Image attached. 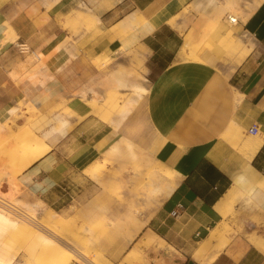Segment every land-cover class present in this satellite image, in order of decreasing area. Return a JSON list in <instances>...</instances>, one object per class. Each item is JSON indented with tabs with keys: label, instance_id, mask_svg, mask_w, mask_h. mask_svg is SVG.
I'll return each mask as SVG.
<instances>
[{
	"label": "crops",
	"instance_id": "crops-1",
	"mask_svg": "<svg viewBox=\"0 0 264 264\" xmlns=\"http://www.w3.org/2000/svg\"><path fill=\"white\" fill-rule=\"evenodd\" d=\"M192 1L0 0V140L5 136L0 164L19 168L15 176L22 200L61 210L75 195L81 171L95 157H108L122 137L127 139L129 118L138 116V143L144 139L152 159L171 174L165 178L172 186L169 195L143 227L144 234L157 237L151 260L264 264V253L243 240L248 231L264 233V1L247 21L230 22L237 24L232 30L245 44L257 42L236 67L211 50L204 61L178 60L183 35L166 22H149L165 8L178 14ZM79 7L88 10L93 27L73 33L66 20ZM139 14L147 21L120 36L128 20ZM220 24L223 34L229 27L225 20ZM20 44L41 55L43 66L17 83L11 75L22 74L30 65ZM136 54L143 56L141 75L149 81V92L127 104L125 122L116 125L97 118L93 97L102 103L109 90H118L113 75ZM108 58L112 61L104 68ZM38 75L39 81L31 83ZM54 105L61 107L54 110ZM67 106L75 115L66 113ZM11 107L18 112H9ZM27 110L34 111L28 122ZM253 126L261 136L248 132ZM33 134L49 147L35 158L20 139ZM9 176L0 166L5 195L12 190ZM220 222L232 230L229 243L200 261L198 245L216 234Z\"/></svg>",
	"mask_w": 264,
	"mask_h": 264
},
{
	"label": "rangeland",
	"instance_id": "rangeland-1",
	"mask_svg": "<svg viewBox=\"0 0 264 264\" xmlns=\"http://www.w3.org/2000/svg\"><path fill=\"white\" fill-rule=\"evenodd\" d=\"M195 1L196 0L192 1L189 6L183 8L178 14L174 13V9L172 13L171 10L168 9L169 7L165 8L161 14L165 11H169L172 16L176 17L181 22L183 21L182 27H185V33L192 31L195 37H197L200 32H210L215 23H221V20H225L227 27H229L228 29L232 30V25L237 24H231L229 19L236 17L237 14L238 21L244 22V18L242 17L245 13L242 11L241 2L249 5L251 0H232L236 1L234 7H229L227 0H218L220 2V7H218L214 13L208 15H203L202 11L199 10L200 8L193 5ZM240 15L242 17H240ZM73 16H75V18H73ZM78 18L77 14L74 15V13H70L67 16L66 26L68 25L67 27H69L73 33H78L83 28L90 31L93 27V22L90 21L89 14L88 21H83L80 18L79 20ZM234 38L237 41H242L240 37H236L235 35ZM28 56H30L28 58L30 65L23 68L22 74L11 75L12 79L16 80L17 83L29 79L28 77L32 70L43 66L42 62L37 61L39 59L35 53H30ZM224 61H226V58H224ZM107 62L109 61H105L104 68L108 66L109 63ZM142 64L143 63L130 64L132 68L131 73L134 74L136 71L141 75V72L145 71L144 68H142ZM39 75L30 79L32 80L31 83L36 84L39 81ZM114 91H117V89L107 92V99L101 103L102 105L98 102L99 98L96 99L95 96L94 98L98 101L94 99L92 106H96V108H98V106H103V108H105L110 102H113L119 107L114 111L115 115L120 114L123 106L125 104L127 106V97ZM110 94L116 95L115 97H111ZM112 98L116 100V102H114ZM106 101L108 104L104 103ZM55 106L56 105L51 108L55 110L61 107L55 108ZM21 110L23 111L25 108L21 106ZM27 111L28 112L25 113L26 116H28L29 113V110ZM31 115L33 114H30L32 118ZM129 121L131 125L127 128L125 136L135 144L134 151L137 153V158L140 161H144V163L141 164L143 167L139 170H129L126 176L125 173L122 174L120 168L124 163H127L126 166L124 165L125 168L123 169L128 170L130 162H125V160L128 161V157L110 152L108 153V157L101 158L98 163L94 164L96 169L93 175H85L82 170L81 178L79 182H76L74 187L75 195L66 201V205L63 209L55 210L62 220L56 224L50 217L51 213L49 212V208L45 205L34 202L35 206L29 207L26 205L28 202L21 199L23 189L16 180V167L13 165L6 167L3 163L0 164L1 168L10 172V176L7 178L16 186L12 195L2 194L3 192H1V190L0 194L12 201L16 206L19 205L26 209L30 215L36 216L41 224L48 227L55 225L54 228H56L59 234L57 235L56 233L57 237L69 238L74 244L77 242L78 244H75V246L78 247L79 251L86 252L90 255L91 259H88L85 264H121V262H129L130 264L156 263L150 258L153 256L151 254L155 251V240H152L149 244L144 242L146 234H144L145 231H143V227L147 225L150 221L149 219L155 216L161 205L164 194L155 196L153 193H150L152 187L150 184L148 185V182H153L156 185L162 186H168V184H166L165 179L156 178L155 175L162 171L161 167H159L161 164H154L153 161H150L153 156L150 155L149 150L145 149V140H139L140 142L138 143L137 135H135L137 127L140 125V123H138V116L129 118ZM12 122L14 124L15 119H12ZM4 137L5 136H2L0 142L4 140ZM153 166L156 167L154 170L152 169ZM12 171H14V173H12ZM135 172H138L139 175H135ZM29 226L31 227V225ZM33 232L38 231L17 225L14 230H10L7 235L1 238V242L13 253L12 264H29L30 261L31 264L35 262L36 264H44L43 253H39V255L43 257L42 260L39 255V257L36 258L38 251L35 254V250H33L34 254H32L27 246L28 238L34 234ZM249 234H255L264 240V233L251 230L244 234L243 240L245 242H248L247 239ZM225 236L227 237H225L226 240L223 245L229 243L228 234ZM211 240L216 239L212 238ZM200 245L201 243L198 247ZM29 254L35 257L29 256ZM77 254L80 256V253L77 252ZM30 257L33 261L31 259L30 261L28 260ZM70 264L78 263L76 259H72Z\"/></svg>",
	"mask_w": 264,
	"mask_h": 264
},
{
	"label": "bare ground",
	"instance_id": "bare-ground-1",
	"mask_svg": "<svg viewBox=\"0 0 264 264\" xmlns=\"http://www.w3.org/2000/svg\"><path fill=\"white\" fill-rule=\"evenodd\" d=\"M263 1L264 0H251L249 2L250 3L249 5L247 3H246L247 5H246L245 3L241 2V8L243 9L242 11L245 14L243 15V17L240 15V17L244 18V22L247 21V19L260 7V5L263 3ZM219 3L220 2L218 0H196L195 2H193V5L195 7H199L200 8L199 10L202 11L203 15H208V14L214 13L215 10L218 7H220ZM227 3L229 4V7H231V6L234 7V4L236 3V1L227 0ZM71 13H74V15L77 14V16L83 21H88V10L84 7H79L77 10H74ZM89 17L91 18L90 15H89ZM236 17L230 18L229 19L230 22L231 23H237L238 14L236 15ZM73 18H75V16H73ZM232 19H234L235 22H233ZM146 21H147V19L141 14L133 16L131 19L128 20V22L123 27V29H121L122 33L120 32L121 33L120 36H126L128 33H130L133 30V28L135 26H138L139 24L146 22ZM149 22L154 26H157L161 23L166 22L169 25H171L178 33H180L181 35H184L183 43H182L181 48H180L179 53H178V60L204 61V54L206 53V51L211 50V51H218L220 57H222L221 60H224V58H226V60L229 59V60L234 61V66L236 67V66H239L242 64V62L250 54L252 47L257 44L255 39H250L249 43H247V44H245L242 41L235 40L234 35H233V30H231V29H228L225 33L220 34L221 33L220 31L223 30V25H221L220 22L215 23V25L211 28L210 32H200V33H198V36L195 37V35L193 34L192 31H190L189 33H187V32L185 33V27H182L183 21L182 22L179 21L176 17L172 16V14L169 11H165L163 14H160V15H157V16L151 18L149 20ZM35 54L39 59L37 61L41 62L42 56L39 55L38 53H35ZM107 61H112V58H108ZM142 61H143V56L136 54V56H134L132 59V63H131V61H129V64L127 66L126 65L122 66V68L119 69L117 71V73H115L113 75V78H112L113 82L115 84H117V87H119V89L117 90L118 92L117 91H114V92L119 93L122 96H126L127 97L126 102L128 105L129 104L131 105L135 102H138L140 99H142L144 97V95H146L149 92V81L147 79H145L142 75L138 74L136 71L134 74L131 73L132 68H131L130 64L131 65L132 64L134 65L136 63L141 64ZM217 61H218V59H217ZM121 74H125L123 76V78H121V76H120ZM185 74H187V72H185ZM185 74H183V75H185ZM169 79H171V78H169ZM127 89L129 91H127ZM157 89H159V88H157ZM110 95H111V97L112 96L115 97L116 94L115 95L110 94ZM105 98L107 99V96ZM83 100H85V99H83ZM101 100H103V99H101ZM96 101H98V100H96ZM98 102H96V103H98ZM101 102H103V101H101ZM114 102H116V100H114ZM90 103H91V100H90ZM104 103H107V101ZM88 105H89V103H88ZM100 105H102V104L100 103ZM93 108H94V111H92V112L94 113V115L97 118L105 119V121H106V119L112 120L113 123L116 125H119V124L125 122L128 118L129 110L127 109L126 104L123 106L122 111L120 112V115L119 116L117 115L118 117L115 119H112V117L115 115L114 111H116L119 108V107H117V104L110 102L109 105H107V107H105V108H103V106H101V107L98 106V108H96V106L95 107L93 106ZM9 112H11V113L18 112V108L17 107H11L9 109ZM33 112L34 111H29L28 116L25 117L26 122H28L32 119L30 117V114L31 113L33 114ZM92 112H90V113H92ZM66 113L75 115L74 111L69 106H67V108H66ZM7 120H9V119H7ZM26 122L24 124H22L20 126V128L25 127ZM3 130H4V125L0 124V132H2ZM20 139H23L22 142L27 147L28 152L35 155L33 158H35L36 156H38L40 154H44L49 149L48 145L44 141L39 139V137L36 136L35 134H33L27 138L21 136ZM122 145H124V147ZM243 146L245 148H251L253 150L256 148V146L252 145V144L251 145L250 144H244ZM40 148H41V150L39 151ZM110 149H109L110 151L108 150L109 152L107 151L108 153L113 152L116 155L128 157V161L125 160V162H130V165L128 167V170L123 169V168H125L124 165L126 166L127 163H124L122 165V167H121L122 169L120 168V170H122V174L125 173V175L127 176L128 175L127 173L129 172V170H133V169L139 170V169H141V167H143V166H141V164H143L144 161H140L137 158V153L134 151L133 143L128 141L126 138L122 137L121 140L118 141V143H116L115 145H113L112 148H110ZM100 159H101L100 156L95 157L91 161V163L88 164L83 169V171H84L83 173L85 175H91V174L93 175L95 173L94 171L96 169V166H94V164L98 163L100 161ZM150 161H153L154 164H159V162L156 161L155 159H151ZM146 165H148V164H146ZM159 167H161L162 171L159 172V174L155 175L156 178L165 179L166 177H170L171 174H170V170L168 168H163L160 165H159ZM155 168H156L155 166L152 167L153 170ZM17 169H19V168H17ZM135 175H139V173L135 172ZM11 183H12V190L8 195H12L13 191L16 188L15 184L12 181H11ZM250 183H252V182H250ZM149 184L152 187V189L150 190V193H153V195H155V196H157L158 194H164L163 199L165 198V196L169 195V193L172 189V186L156 185L153 182L152 183L148 182V185ZM0 199L4 200V201L5 200L10 201L9 199H7L5 197H3V198L0 197ZM10 202H12V201H10ZM221 202H219V203H221ZM226 204H227V202H226ZM226 204H224V206ZM26 205L29 207L35 206L34 203H30V202H28ZM219 205L220 204H218L217 206H219ZM231 205L232 204H230V206ZM17 207L22 209V211L24 213L29 214V212L26 209L20 207L19 205ZM225 207H222V208H225ZM220 211L223 213L222 209H220ZM49 212L51 213L50 217H51V219H53V222L55 224L57 222L62 221L59 214L56 211L49 209ZM30 216L32 217L31 221L33 222V223L29 222L31 227L29 226V223L25 222L24 219L15 217V216L9 214L5 209L0 208V264H12L13 263V253L8 247L5 246V244L3 242H1V238L4 237L5 235H7V233H9L10 230L11 231L14 230L17 225L18 226L21 225L22 227L24 226V227L31 228L35 231H38V232H33L34 234H32L28 238V242H27L28 245L27 246L29 247L32 254H34L33 250H35V254L38 251L36 258L41 256L40 259L42 260V258L44 257L43 258L44 264H70L72 259H76L78 264H85L88 259L89 260L91 259L90 255L88 253L79 251L78 247L75 246V244H78L77 242L74 244V242H72L69 238H61V236L57 237V235H59V234L57 233L56 228H54L55 225L48 227L46 225L41 224L40 220L36 216L35 217L32 215H30ZM223 216H224V214H223ZM35 223H37V224H35ZM218 227H219V229L216 228L217 229L216 234L212 237L216 240H211L212 238L210 239L207 236L208 239L201 241L202 243L199 246L198 250L196 249L197 258L200 261L204 260L210 254H212L215 250H218L225 243V240H226L225 237H227L225 235L228 234L229 232H231V230H229L230 227L228 226L229 228H227L226 224L221 223ZM56 233H57V235H56ZM156 239H157L156 235L152 232H149L146 234L144 242L149 244L152 240H156ZM248 241L255 248H257L258 250H260L261 252L264 253V240L261 237L255 235V234H249ZM77 252L80 253V256H78ZM39 253H43L42 254L43 257H42V255H39ZM214 254L216 255V253H214ZM29 256H32V255L29 254ZM30 259H31V257L28 258L29 261H30ZM40 259H38V260H40ZM92 260H94V259H92ZM36 261H37V259H36ZM40 261H38V262H40ZM30 262H29V264H31ZM34 262H35V258H34ZM34 264H36V262ZM121 264H130V263L129 262H121Z\"/></svg>",
	"mask_w": 264,
	"mask_h": 264
},
{
	"label": "built area",
	"instance_id": "built-area-1",
	"mask_svg": "<svg viewBox=\"0 0 264 264\" xmlns=\"http://www.w3.org/2000/svg\"><path fill=\"white\" fill-rule=\"evenodd\" d=\"M232 21L235 22L234 19H232ZM18 47H19V51L21 53H23V54H30V50H29V47L27 45L20 44ZM248 132L250 134H253V135H256V136H261L260 131H258V129L255 126L251 127L248 130ZM0 197L3 198V196L1 194H0ZM0 208L5 209L9 214H11V215H13L15 217L24 219L25 222H27V223H29V222L30 223H33L31 221L32 217L29 214L24 213L22 211V209H20L14 203H12V202H10L8 200L7 201L6 200L4 201V200H1L0 199ZM30 223H29V225H30ZM35 224H37V223H35Z\"/></svg>",
	"mask_w": 264,
	"mask_h": 264
}]
</instances>
